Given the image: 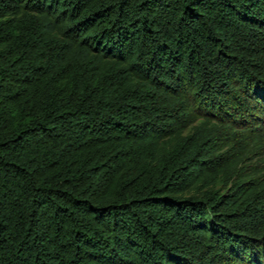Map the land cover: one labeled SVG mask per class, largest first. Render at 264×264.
<instances>
[{
	"label": "trees",
	"instance_id": "trees-1",
	"mask_svg": "<svg viewBox=\"0 0 264 264\" xmlns=\"http://www.w3.org/2000/svg\"><path fill=\"white\" fill-rule=\"evenodd\" d=\"M264 0H0V264H264Z\"/></svg>",
	"mask_w": 264,
	"mask_h": 264
},
{
	"label": "rangeland",
	"instance_id": "rangeland-1",
	"mask_svg": "<svg viewBox=\"0 0 264 264\" xmlns=\"http://www.w3.org/2000/svg\"><path fill=\"white\" fill-rule=\"evenodd\" d=\"M259 156H264V148H261V150L249 155V157L245 160V163L247 162L245 171H253V169L256 171L261 167L262 161L258 158Z\"/></svg>",
	"mask_w": 264,
	"mask_h": 264
}]
</instances>
